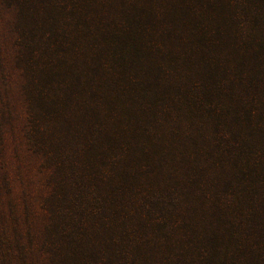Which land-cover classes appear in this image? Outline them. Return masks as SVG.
Here are the masks:
<instances>
[{
	"label": "trees",
	"instance_id": "obj_1",
	"mask_svg": "<svg viewBox=\"0 0 264 264\" xmlns=\"http://www.w3.org/2000/svg\"><path fill=\"white\" fill-rule=\"evenodd\" d=\"M5 1L50 264H264V0Z\"/></svg>",
	"mask_w": 264,
	"mask_h": 264
},
{
	"label": "rangeland",
	"instance_id": "obj_2",
	"mask_svg": "<svg viewBox=\"0 0 264 264\" xmlns=\"http://www.w3.org/2000/svg\"><path fill=\"white\" fill-rule=\"evenodd\" d=\"M20 21L17 8L0 0V264H50L47 199L54 168L29 141L31 113L18 62ZM247 25L250 33L259 30Z\"/></svg>",
	"mask_w": 264,
	"mask_h": 264
}]
</instances>
